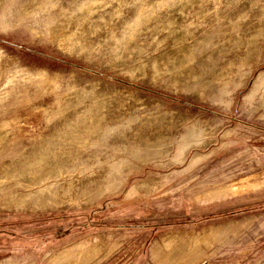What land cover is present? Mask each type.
I'll use <instances>...</instances> for the list:
<instances>
[{"label":"rangeland","instance_id":"rangeland-1","mask_svg":"<svg viewBox=\"0 0 264 264\" xmlns=\"http://www.w3.org/2000/svg\"><path fill=\"white\" fill-rule=\"evenodd\" d=\"M115 249L264 264V0H0V264Z\"/></svg>","mask_w":264,"mask_h":264},{"label":"crops","instance_id":"crops-1","mask_svg":"<svg viewBox=\"0 0 264 264\" xmlns=\"http://www.w3.org/2000/svg\"><path fill=\"white\" fill-rule=\"evenodd\" d=\"M90 224H91L90 226H92L94 229L96 228L98 230L108 229L109 233L111 234V235L109 234L108 236H103L99 232H97L92 237V239L95 240L94 241L95 243H98V241L105 239L107 241H115V243L117 244L118 242L126 238L125 235H118L116 234L117 231H114V230H118V233L121 234L119 232L120 229L125 228V225H123L120 221H113V220H104L101 222L92 221V223L90 222ZM143 245L144 242H142L141 247ZM123 251H125V249H118V250L115 249L114 251H108V252L104 250L102 251V254L94 255V257L90 260L80 261L79 258H77V262L73 264H133L138 260L140 256L139 255L140 251L122 255ZM153 253L154 255L156 254L155 252ZM72 254H74L73 256H75V254L77 253H72Z\"/></svg>","mask_w":264,"mask_h":264}]
</instances>
